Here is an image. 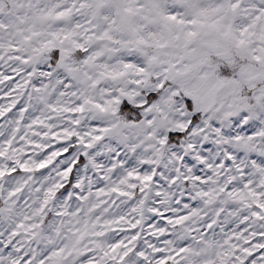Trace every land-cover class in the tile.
Returning <instances> with one entry per match:
<instances>
[{"label":"snow or ice","instance_id":"6c2138e0","mask_svg":"<svg viewBox=\"0 0 264 264\" xmlns=\"http://www.w3.org/2000/svg\"><path fill=\"white\" fill-rule=\"evenodd\" d=\"M0 264H264V0H0Z\"/></svg>","mask_w":264,"mask_h":264}]
</instances>
